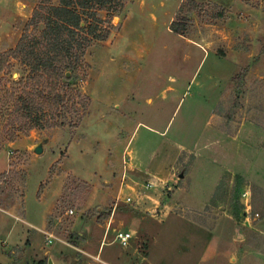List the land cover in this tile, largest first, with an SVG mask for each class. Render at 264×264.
<instances>
[{
	"label": "rangeland",
	"instance_id": "rangeland-1",
	"mask_svg": "<svg viewBox=\"0 0 264 264\" xmlns=\"http://www.w3.org/2000/svg\"><path fill=\"white\" fill-rule=\"evenodd\" d=\"M23 1H0V264H243L244 250V264H264L253 259L264 256V0H198L184 37L169 27L185 0H125L112 22L110 7L84 15L111 29L68 71L82 109L67 120L79 124L58 126L64 114L47 105L42 129L18 107L43 108L51 87L18 46L60 3ZM130 151L157 166L152 177L126 171ZM13 223L25 230L9 244Z\"/></svg>",
	"mask_w": 264,
	"mask_h": 264
},
{
	"label": "trees",
	"instance_id": "trees-1",
	"mask_svg": "<svg viewBox=\"0 0 264 264\" xmlns=\"http://www.w3.org/2000/svg\"><path fill=\"white\" fill-rule=\"evenodd\" d=\"M60 6L51 7L53 15L45 18L46 28L40 37L29 39L22 38L18 49L26 56V63L33 74L34 79L38 78V83H48L50 90L44 87L39 91V99L42 98L43 108H37L36 98L34 100L20 98V107L18 112H22L24 117L29 118V122L33 128H44V115L41 114L48 105L53 112L64 114L61 116L65 121L58 122L60 127L75 126L78 122H68L67 114L80 113L82 108L77 106L73 95V88L69 84L70 76L68 71L75 69L79 58L84 56L86 47L90 45L92 40L105 41L110 36V29L104 33H98L97 27H87L84 15H96V11L105 10L107 7L112 8L113 14L110 16V22L118 16L126 5L125 0H58ZM205 5L195 0H185L181 3L175 18L170 24L172 33L180 36H186L189 29L188 15L191 13L201 14ZM217 13L213 16L217 19L224 17V11H220L219 6L215 5ZM95 11V12H90ZM95 13V14H93ZM38 23V14L32 18V22ZM83 23L85 25L83 26ZM112 27V26H110ZM87 31V35L91 38L82 37L78 39V32ZM76 60L73 61V56ZM71 75V73H70ZM42 81V82H40ZM90 100L87 99L82 105L85 110L89 108ZM37 106V107H36ZM80 119L83 117L80 114ZM20 131V130H19Z\"/></svg>",
	"mask_w": 264,
	"mask_h": 264
},
{
	"label": "crops",
	"instance_id": "crops-1",
	"mask_svg": "<svg viewBox=\"0 0 264 264\" xmlns=\"http://www.w3.org/2000/svg\"><path fill=\"white\" fill-rule=\"evenodd\" d=\"M4 3H6L7 5H9L10 9L14 8V10L16 11H22V10H25L27 5L24 3L23 0H0ZM198 1V0H196ZM183 1H181L180 3H182ZM181 4H179L177 7H176V10L179 8ZM171 24V23H170ZM171 31V30H170ZM184 37V36H182ZM123 117H127L128 119H130V116L128 114H124ZM130 142H128V145H129ZM187 149V148H186ZM189 151V149H187ZM196 151H198L196 149ZM131 152V151H130ZM130 159H129V163H128V166L125 167L126 171H133V172H137V173H141V174H144V175H149L150 177H152L151 175V171H152V168L154 167H157V166H144V165H141V163H139V161H137V155L136 153L134 152H131L130 154ZM170 167V166H169ZM196 167L197 166H190L189 168L191 170H196ZM210 166H204L205 169H208ZM212 168H215V166H211ZM217 167V166H216ZM210 169V168H209ZM113 171V166H106L105 168L102 169V171H100V174L101 175H104V174H109V173H112ZM77 177H80L82 179H85V180H88L80 175H77L75 174ZM89 181H92V180H89ZM195 200L198 202V203H203L204 201H206V198L203 196H196ZM25 222H27L26 220H24ZM20 230H25V228L21 225V224H14L11 225L8 229H7V233L5 235V242L6 243H12V240L15 239L16 237L20 236L22 237V233L20 232L19 233V229ZM40 231H42V229H39ZM81 235V234H79ZM243 264L245 262V260L247 259V257H250L249 254L247 253L246 250H244V253H243ZM256 261H259V263L263 262L264 260V256H261L260 254H255L254 255ZM252 258V257H251ZM235 259H233L234 261Z\"/></svg>",
	"mask_w": 264,
	"mask_h": 264
},
{
	"label": "built area",
	"instance_id": "built-area-1",
	"mask_svg": "<svg viewBox=\"0 0 264 264\" xmlns=\"http://www.w3.org/2000/svg\"><path fill=\"white\" fill-rule=\"evenodd\" d=\"M153 186H154L153 183L149 184V187H153ZM246 195H247V193L244 194V196H246ZM128 201L130 202L131 199H128ZM116 239L121 245L126 246L131 239V234L129 232H123L122 231V232L117 233ZM49 242L51 243V240H49Z\"/></svg>",
	"mask_w": 264,
	"mask_h": 264
},
{
	"label": "water",
	"instance_id": "water-1",
	"mask_svg": "<svg viewBox=\"0 0 264 264\" xmlns=\"http://www.w3.org/2000/svg\"><path fill=\"white\" fill-rule=\"evenodd\" d=\"M67 76L69 77L70 76V73H67ZM43 151V148L42 146H38L36 149H35V152L37 154H41ZM182 177V176H181ZM47 264H65L64 261L62 259H55L54 257H49L48 258V262Z\"/></svg>",
	"mask_w": 264,
	"mask_h": 264
}]
</instances>
